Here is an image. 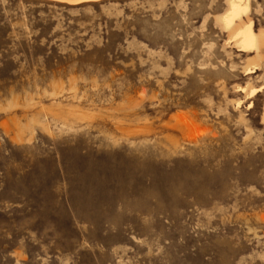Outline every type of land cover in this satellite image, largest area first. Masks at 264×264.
Listing matches in <instances>:
<instances>
[{"label": "rangeland", "instance_id": "374dc122", "mask_svg": "<svg viewBox=\"0 0 264 264\" xmlns=\"http://www.w3.org/2000/svg\"><path fill=\"white\" fill-rule=\"evenodd\" d=\"M0 264H264V0H0Z\"/></svg>", "mask_w": 264, "mask_h": 264}, {"label": "bare ground", "instance_id": "6f19581e", "mask_svg": "<svg viewBox=\"0 0 264 264\" xmlns=\"http://www.w3.org/2000/svg\"><path fill=\"white\" fill-rule=\"evenodd\" d=\"M57 1H62V2H69V3H78V2H81V1H84V0H75V1H73V0H57ZM86 1V0H85ZM238 10H239V6H235L234 4L232 5V14L233 15H236L237 14V12H238ZM228 22H230V20H228ZM244 43L246 44V45H250V44H252V39H251V37H250V35L247 33V34H245V36H244Z\"/></svg>", "mask_w": 264, "mask_h": 264}]
</instances>
